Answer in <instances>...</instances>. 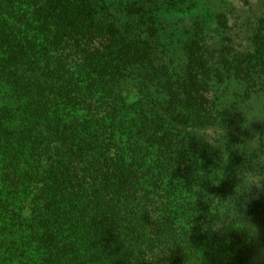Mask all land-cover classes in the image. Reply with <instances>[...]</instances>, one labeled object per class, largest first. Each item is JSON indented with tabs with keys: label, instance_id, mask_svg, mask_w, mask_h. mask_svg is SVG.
<instances>
[{
	"label": "trees",
	"instance_id": "1",
	"mask_svg": "<svg viewBox=\"0 0 264 264\" xmlns=\"http://www.w3.org/2000/svg\"><path fill=\"white\" fill-rule=\"evenodd\" d=\"M227 3L0 0V264H264V0L237 46Z\"/></svg>",
	"mask_w": 264,
	"mask_h": 264
},
{
	"label": "rangeland",
	"instance_id": "2",
	"mask_svg": "<svg viewBox=\"0 0 264 264\" xmlns=\"http://www.w3.org/2000/svg\"><path fill=\"white\" fill-rule=\"evenodd\" d=\"M230 3L225 4L226 7L229 9L227 11H231V14L229 13V17H231L229 20V35L231 37V40L234 45H247L248 41L245 39L243 34H238L241 28V23L243 22V15L241 14V11L243 7H245L247 10L249 9V4L254 2V0H225ZM231 8V9H230ZM224 9V8H223ZM245 9V10H246ZM244 10V9H243ZM247 14V13H245ZM249 14V13H248ZM231 15V16H230ZM252 13L249 14L248 18H250ZM238 26H233V24H237ZM243 33L245 34V27H243ZM247 38V37H246Z\"/></svg>",
	"mask_w": 264,
	"mask_h": 264
}]
</instances>
